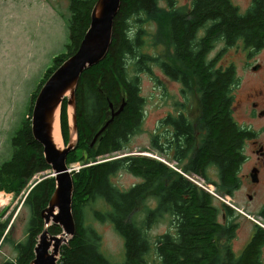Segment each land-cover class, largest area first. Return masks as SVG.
<instances>
[{
	"label": "trees",
	"instance_id": "16d2710c",
	"mask_svg": "<svg viewBox=\"0 0 264 264\" xmlns=\"http://www.w3.org/2000/svg\"><path fill=\"white\" fill-rule=\"evenodd\" d=\"M96 0H69L68 43L65 51L56 55L43 72L39 83L30 95L26 115L11 138V156L0 164V190L15 196L26 191L23 205L29 209L26 238L15 245L16 255L1 264H29L33 259L34 245L43 228L41 210L47 206L54 189V178L45 177L29 185L38 173L50 170L45 162L43 149L31 133V111L34 99L47 77L62 61L76 52L90 23V13ZM157 0H122L113 19L112 39L105 58L84 70L75 91L78 143L67 154L66 163L81 162L73 171L74 185L72 211L76 223L74 235L60 249L57 264H151L147 254L151 245L158 256L157 264H213L210 222L207 203L209 195L191 181L176 173L156 158L127 151L118 158L104 160L126 150L129 136L139 130L143 120L144 99L140 94L139 79L129 72L148 69L154 57L141 51L142 29L137 23L144 16L156 18ZM161 33L164 32L171 63H162L166 73L176 74L173 60L179 62V74L187 87L193 85L199 107L195 127L199 128L200 140L193 149H169L166 153L173 161H182L193 152L184 169L205 178L208 166L216 168L227 180L236 167L239 155L240 135L233 119L231 88L235 81L233 67L215 68L213 61L206 60V53L218 40L232 46L238 40L252 45L264 38V7L254 6L241 14L230 0H193L191 10H160ZM205 26V43L197 41L195 32ZM204 47V49H203ZM187 76L192 80L187 83ZM124 102L122 111L92 140L96 132ZM168 123H174L169 118ZM60 128L67 141V114L64 100L60 112ZM151 144L160 152L159 137L153 135ZM77 152H80L76 155ZM174 153V156L171 155ZM76 155V157H74ZM104 161L98 162L101 158ZM107 159V158H106ZM125 169L140 178L127 190H121L111 182V175ZM28 188V190H27ZM25 190V191H24ZM146 195L156 198V206L147 211L145 219L137 224L131 215L140 199ZM211 198V197H210ZM97 199L103 200L110 210L95 216L109 219L122 236L124 259L111 263L100 250V235L95 229L83 224V208ZM169 213L173 232L155 238L151 243L147 230L164 213ZM4 213L1 212L0 216ZM9 218L0 221V241L6 237ZM9 232V230L7 231ZM48 232L61 233V228L51 225ZM243 264H253L244 259Z\"/></svg>",
	"mask_w": 264,
	"mask_h": 264
},
{
	"label": "rangeland",
	"instance_id": "374dc122",
	"mask_svg": "<svg viewBox=\"0 0 264 264\" xmlns=\"http://www.w3.org/2000/svg\"><path fill=\"white\" fill-rule=\"evenodd\" d=\"M230 1L240 13H245L247 8L245 0ZM191 3L192 0H157V17L150 16L144 19V16L143 20L137 23L142 29L141 51L155 58L149 61L148 69L135 72L132 66L129 67V72L132 75L136 74L139 79L140 94L144 99L143 120L139 130L129 136L126 150L103 159L118 158L131 151V154H146L152 158L163 159L175 168L173 170L176 173L195 177L193 173L184 169L185 162L177 163L169 159L166 153L162 154L151 144L153 135H160L161 131L166 130L165 124L161 127L162 119L169 115L173 116L182 107V99L187 94L183 90L188 91L185 86L173 80L162 65L171 63L169 55L172 54V48L163 37L164 32L161 33L158 22L160 10H167L173 5L185 10ZM69 16V0H0V164L11 156V138L26 115L30 95L34 92L43 72L51 65L56 55L65 51L68 43ZM241 53V43L226 46L221 42L211 48L208 56L214 60L216 67L233 64L238 68L243 62ZM197 97L194 90L192 109L196 114L199 112ZM78 153L80 152L76 155ZM80 165L82 164L79 161L68 163L71 172L75 171L72 166ZM48 176H51L50 170L36 174L29 182L30 188L33 182L35 184ZM199 177L196 179L202 180L204 185H210ZM110 178L121 190H127L140 181V178L125 169L116 171ZM21 193L14 197L13 194L5 192L8 195V204L0 209V214L4 211L0 221L9 218V222L3 235L6 237L0 245V263L6 259H13L16 255L15 245L26 238L29 209L23 205L26 191ZM4 197L0 199L4 200ZM156 202L155 197L144 196L134 209L131 220L140 224L145 219L148 209L154 208ZM109 210V206L101 199L86 204L83 208V224L92 227L100 235L99 247L105 258L111 263H120L124 259L122 236L114 229L109 219L100 220L95 216L96 212L105 214ZM170 226L168 215L151 223L147 230L150 242L153 243L155 238L166 232H173ZM147 259L151 264L158 262L152 245Z\"/></svg>",
	"mask_w": 264,
	"mask_h": 264
},
{
	"label": "flooded vegetation",
	"instance_id": "af4514ba",
	"mask_svg": "<svg viewBox=\"0 0 264 264\" xmlns=\"http://www.w3.org/2000/svg\"><path fill=\"white\" fill-rule=\"evenodd\" d=\"M245 1V13L254 6L264 7V0ZM172 8L176 7L173 5L167 10ZM178 8L187 13L191 10V5L185 10ZM194 37L197 41L202 40L204 45L205 26L198 28ZM221 42L223 41L218 39L213 46ZM236 43H241L240 55L243 59L238 68L233 64L216 67L214 60L208 56L211 49L206 53V60L213 61L215 68L224 70L229 66L233 67L235 81L231 88V110L240 135L239 160L230 174V179H225L214 167L208 166L205 170L204 180L211 185L213 193L218 195V198H215L207 192L211 197L207 208L212 219L210 235L214 253L213 264H243L244 259L251 258L253 264H264V38L258 44L249 45L243 40ZM173 62L177 72L170 77L185 86L184 77L178 73L179 62ZM186 82L192 84L188 76ZM185 87L188 91L183 90L187 94L182 99V107L173 116L169 115L161 121V127L166 125V130L158 134L162 154L168 153L169 149L189 150L198 146L200 130L195 127L198 113L192 109L194 87ZM169 118H174V123L169 124ZM171 155L174 156V153ZM191 157L193 152L186 154L182 161H175L187 163ZM164 215L170 217L172 230L170 214L167 212ZM1 243L0 241V245Z\"/></svg>",
	"mask_w": 264,
	"mask_h": 264
},
{
	"label": "water",
	"instance_id": "95a60500",
	"mask_svg": "<svg viewBox=\"0 0 264 264\" xmlns=\"http://www.w3.org/2000/svg\"><path fill=\"white\" fill-rule=\"evenodd\" d=\"M122 0H96L90 13L89 27L75 53L66 58L52 71L40 87L31 111L30 125L33 138L42 146L45 162L50 166L54 178V189L47 206L40 216L43 228L33 249V259L29 264H57L61 246L74 235L76 223L72 211L73 180L66 163L67 154L78 143L75 91L84 70L102 61L108 53L112 39L113 19ZM66 101L67 141L56 146L53 131L56 114L59 116L63 101ZM124 102L114 110L112 104L110 118L96 132V137L107 124L122 111ZM61 133V128H60ZM51 225L61 228V233L48 232Z\"/></svg>",
	"mask_w": 264,
	"mask_h": 264
},
{
	"label": "built area",
	"instance_id": "2783aa9c",
	"mask_svg": "<svg viewBox=\"0 0 264 264\" xmlns=\"http://www.w3.org/2000/svg\"><path fill=\"white\" fill-rule=\"evenodd\" d=\"M165 162V161H164ZM167 163V162H165ZM169 165V163H167ZM80 166H72L73 170H77ZM186 178H188L190 181L198 185L199 187L203 188L204 190L210 192L212 195H214L216 198H218V195L216 193H213L211 185H204L202 180L196 179V177L189 176L187 174H183ZM7 193V192H6ZM12 194V193H10ZM5 196L4 200L0 199V209L3 207H6L8 204V195L5 194V191H0V197Z\"/></svg>",
	"mask_w": 264,
	"mask_h": 264
},
{
	"label": "bare ground",
	"instance_id": "6f19581e",
	"mask_svg": "<svg viewBox=\"0 0 264 264\" xmlns=\"http://www.w3.org/2000/svg\"><path fill=\"white\" fill-rule=\"evenodd\" d=\"M53 141L56 144V146H61L63 144L61 133H60V127H59V116L58 113L56 114V121L54 125V131H53Z\"/></svg>",
	"mask_w": 264,
	"mask_h": 264
}]
</instances>
